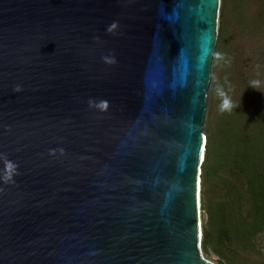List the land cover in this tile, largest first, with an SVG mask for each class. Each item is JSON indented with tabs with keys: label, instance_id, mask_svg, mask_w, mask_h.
Here are the masks:
<instances>
[{
	"label": "water",
	"instance_id": "1",
	"mask_svg": "<svg viewBox=\"0 0 264 264\" xmlns=\"http://www.w3.org/2000/svg\"><path fill=\"white\" fill-rule=\"evenodd\" d=\"M219 7L0 0V264H217L198 175Z\"/></svg>",
	"mask_w": 264,
	"mask_h": 264
},
{
	"label": "trees",
	"instance_id": "2",
	"mask_svg": "<svg viewBox=\"0 0 264 264\" xmlns=\"http://www.w3.org/2000/svg\"><path fill=\"white\" fill-rule=\"evenodd\" d=\"M219 8L213 59L216 53L222 57V42L235 46L233 30L264 41V0H221ZM233 51L219 71L215 89L217 93L223 86L235 107L221 112L217 95L200 173L201 249L216 254L221 264H234L237 250L252 249L264 231V61L256 62L252 73L238 68L235 47ZM253 80L261 81L258 89L251 87Z\"/></svg>",
	"mask_w": 264,
	"mask_h": 264
},
{
	"label": "rangeland",
	"instance_id": "3",
	"mask_svg": "<svg viewBox=\"0 0 264 264\" xmlns=\"http://www.w3.org/2000/svg\"><path fill=\"white\" fill-rule=\"evenodd\" d=\"M221 3V0H220ZM220 9V8H219ZM220 23L218 19V37L217 42H219V31H220ZM233 38L235 39V46L229 43V41H225L221 43L222 47V57L216 58L212 60V67H211V82L208 91V98L206 103V113L204 119V125L202 133L204 136H207L209 129L211 128L217 112V93L215 89V83L217 81L219 71L223 65L226 64V61L230 62L229 57L232 56L233 48L235 47V51L238 54V68L239 66L242 69L249 70V72L254 71L256 62L264 61V41L263 39L260 40L259 38L253 37V34L250 35H241L239 36L233 30L232 32ZM241 53V55H239ZM232 64V62H231ZM240 70V69H239ZM257 71V69H256ZM241 181V180H240ZM198 216H199V223L202 224L204 221V213L201 209V187H200V209H198ZM203 252V251H202ZM203 255L205 258L217 263L221 264L219 257L212 253H204ZM234 264H264V231L258 234L254 240V247L252 249H238L236 252L235 260L233 261Z\"/></svg>",
	"mask_w": 264,
	"mask_h": 264
},
{
	"label": "clouds",
	"instance_id": "4",
	"mask_svg": "<svg viewBox=\"0 0 264 264\" xmlns=\"http://www.w3.org/2000/svg\"><path fill=\"white\" fill-rule=\"evenodd\" d=\"M216 57L219 59L221 58V54L220 53H216ZM261 84V81L259 80H253L251 81V87L254 89H258L259 86ZM217 95L221 98L222 103L220 105V111L224 112V111H228L231 110L233 107H235L233 101L231 100V98L228 96L227 92L224 90L223 86H218L217 87ZM102 106H106V104L102 105Z\"/></svg>",
	"mask_w": 264,
	"mask_h": 264
},
{
	"label": "bare ground",
	"instance_id": "5",
	"mask_svg": "<svg viewBox=\"0 0 264 264\" xmlns=\"http://www.w3.org/2000/svg\"><path fill=\"white\" fill-rule=\"evenodd\" d=\"M203 137H204V141H205L206 137L205 136H203ZM204 151H205V149L202 148L201 161H203V158H204ZM199 177L200 176L198 175V209H200V183H201Z\"/></svg>",
	"mask_w": 264,
	"mask_h": 264
}]
</instances>
